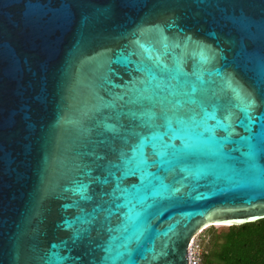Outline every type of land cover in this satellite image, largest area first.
Masks as SVG:
<instances>
[{"label": "water", "instance_id": "obj_1", "mask_svg": "<svg viewBox=\"0 0 264 264\" xmlns=\"http://www.w3.org/2000/svg\"><path fill=\"white\" fill-rule=\"evenodd\" d=\"M165 42L180 45L179 60L164 57L171 72L147 59ZM199 45L216 53L203 83L193 75ZM149 70V91H128L143 89ZM177 72L197 83L194 99L216 117L208 124L231 114L236 133L231 142L220 129L213 143L174 141L175 157L151 169L154 193L122 226L130 251L116 264H189L190 241L208 226L264 218V172L250 170L241 139L248 126L259 133L251 144L264 170V0H0V264H102L107 238L88 223L100 187L92 185V201L71 189L112 143L105 119L159 114V97H141ZM233 89L251 93L257 107L241 112ZM124 183L139 187V174Z\"/></svg>", "mask_w": 264, "mask_h": 264}, {"label": "snow or ice", "instance_id": "obj_2", "mask_svg": "<svg viewBox=\"0 0 264 264\" xmlns=\"http://www.w3.org/2000/svg\"><path fill=\"white\" fill-rule=\"evenodd\" d=\"M143 49L144 45H140ZM163 51H157L155 56L149 54L147 59L152 61L155 68L162 72H171L168 65L164 62V57L171 55L175 60H179V56L175 53V45L172 48L167 42L163 43ZM185 49L187 45L184 46ZM199 52L194 53L199 56L200 72H194L196 81L203 83L202 73L206 71L205 66L211 63L216 56L206 45H199ZM136 53H132L135 55ZM149 80H140L139 83L144 85L143 89L134 86L128 91H134L142 94L149 91L155 76L149 70ZM186 74L177 72L175 76H171L170 80L162 79L156 83L151 96L141 97L153 100L159 97L160 112L155 111L131 112L125 114L117 113L115 117H107L103 122L106 132L111 133L112 143L108 146V151L95 156L93 161L95 168L88 167L86 173V182L79 181L77 185L71 189L74 195L79 196L81 201H92L94 196L89 194L92 185H99V192L95 196L99 198L95 205V215L88 223H98V235L106 236L108 247L104 248L107 253L103 257L102 264H116L117 260H121L123 256L130 251L126 231L122 227L130 222L138 215L136 209L138 204H143L148 200L149 195L154 193L155 181L158 179L157 172L152 171L153 168H159L164 162L165 157H175L176 139H182L185 146H191L193 142L213 143L217 140V129L227 133L225 136L219 137L220 140L231 142V137L236 133V125L232 122L231 114L225 117L227 123L217 121L215 124H208L209 119H216L213 113L208 112L203 104H197L194 99L198 91L197 83L190 82L181 77ZM175 80L176 83H171ZM158 90V91H157ZM167 91V96H160V93ZM238 107L245 114L251 113L257 107V101L251 93H244V90L233 89ZM124 94H118L116 99H123ZM181 97H188L187 100ZM196 104V108L191 105ZM115 108V105H112ZM199 108V111H197ZM130 115L131 119L126 125L122 122L121 117ZM115 119L116 123H108V120ZM249 125L255 123V119L249 115ZM238 123L242 124V121ZM250 133L248 137L241 139L249 141V151L245 154L248 157L249 168L253 172H264L256 163L257 153L255 146L251 144L252 136L259 135L253 133L250 126L247 127ZM102 140L100 144H104ZM151 149L149 154L148 149ZM113 158H110V155ZM99 169L101 175H93V172ZM119 173V175L117 174ZM139 174L140 184L125 185L124 178L130 175ZM109 177L112 179L110 180ZM107 206V207H106ZM116 209L117 223L114 224L112 209ZM127 209V211H123ZM83 212V209H81ZM101 214H103L101 218ZM80 217H77L79 219ZM174 230V229H173ZM87 231V229H85ZM63 259V258H62ZM123 264H129L123 261Z\"/></svg>", "mask_w": 264, "mask_h": 264}, {"label": "trees", "instance_id": "obj_3", "mask_svg": "<svg viewBox=\"0 0 264 264\" xmlns=\"http://www.w3.org/2000/svg\"><path fill=\"white\" fill-rule=\"evenodd\" d=\"M202 243V264H264V218L229 225L228 230L208 229Z\"/></svg>", "mask_w": 264, "mask_h": 264}, {"label": "built area", "instance_id": "obj_4", "mask_svg": "<svg viewBox=\"0 0 264 264\" xmlns=\"http://www.w3.org/2000/svg\"><path fill=\"white\" fill-rule=\"evenodd\" d=\"M198 234L191 239L188 246L189 264H202L203 246Z\"/></svg>", "mask_w": 264, "mask_h": 264}, {"label": "rangeland", "instance_id": "obj_5", "mask_svg": "<svg viewBox=\"0 0 264 264\" xmlns=\"http://www.w3.org/2000/svg\"><path fill=\"white\" fill-rule=\"evenodd\" d=\"M210 228L216 229L218 231H226V230H228L229 225H227V224H213L211 226H208L207 228H205L204 230H202L198 234V238H199V240H201V243L206 242V241L209 240V237L207 236V230L210 229Z\"/></svg>", "mask_w": 264, "mask_h": 264}, {"label": "bare ground", "instance_id": "obj_6", "mask_svg": "<svg viewBox=\"0 0 264 264\" xmlns=\"http://www.w3.org/2000/svg\"><path fill=\"white\" fill-rule=\"evenodd\" d=\"M215 224H226V223H215Z\"/></svg>", "mask_w": 264, "mask_h": 264}]
</instances>
